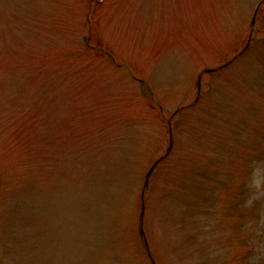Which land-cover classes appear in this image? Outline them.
Wrapping results in <instances>:
<instances>
[{
	"label": "rangeland",
	"instance_id": "1",
	"mask_svg": "<svg viewBox=\"0 0 264 264\" xmlns=\"http://www.w3.org/2000/svg\"><path fill=\"white\" fill-rule=\"evenodd\" d=\"M0 264H264V0H0Z\"/></svg>",
	"mask_w": 264,
	"mask_h": 264
},
{
	"label": "water",
	"instance_id": "2",
	"mask_svg": "<svg viewBox=\"0 0 264 264\" xmlns=\"http://www.w3.org/2000/svg\"><path fill=\"white\" fill-rule=\"evenodd\" d=\"M208 70H210V69H208ZM155 164H156V163H155ZM155 164L151 167V169H150V171H149L148 174H150V173L153 171V169H154V167H155Z\"/></svg>",
	"mask_w": 264,
	"mask_h": 264
}]
</instances>
